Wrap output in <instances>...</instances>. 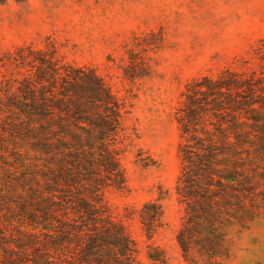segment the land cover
Wrapping results in <instances>:
<instances>
[{"label": "trees", "instance_id": "obj_1", "mask_svg": "<svg viewBox=\"0 0 264 264\" xmlns=\"http://www.w3.org/2000/svg\"><path fill=\"white\" fill-rule=\"evenodd\" d=\"M4 63L20 77L0 80V264H136L104 198L126 185L117 98L53 44L21 47ZM177 115V240L190 264H225L231 233L264 218V58L260 70L193 81ZM162 216L160 204H145L149 237Z\"/></svg>", "mask_w": 264, "mask_h": 264}, {"label": "rangeland", "instance_id": "obj_2", "mask_svg": "<svg viewBox=\"0 0 264 264\" xmlns=\"http://www.w3.org/2000/svg\"><path fill=\"white\" fill-rule=\"evenodd\" d=\"M48 44L65 62L94 69L121 105L126 185L104 198L135 243V263L190 264L177 240L184 217L177 112L193 81L228 68L260 70L264 0H0V80L16 73L3 63L19 48ZM134 70L140 76L131 78ZM149 202L163 210L152 237L142 224ZM230 245L225 264H264V218L232 232Z\"/></svg>", "mask_w": 264, "mask_h": 264}]
</instances>
